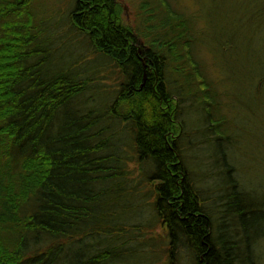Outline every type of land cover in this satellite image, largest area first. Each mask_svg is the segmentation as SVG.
Instances as JSON below:
<instances>
[{"label":"trees","instance_id":"obj_1","mask_svg":"<svg viewBox=\"0 0 264 264\" xmlns=\"http://www.w3.org/2000/svg\"><path fill=\"white\" fill-rule=\"evenodd\" d=\"M122 10L119 0H75L68 15L112 63L109 85L93 82L78 59L55 58L30 0H0V264H147L155 239L142 251L127 246L128 234L158 223L168 264L180 250L189 264H257L251 248L264 233H245L242 221L257 224L261 205L226 154L205 158H222L206 174L215 197L202 195L182 158L186 108L201 112L209 135L200 144L232 134L224 91L198 56L196 20L166 0H140L132 25ZM140 184L151 215L133 223ZM230 226L234 235L223 237Z\"/></svg>","mask_w":264,"mask_h":264},{"label":"rangeland","instance_id":"obj_2","mask_svg":"<svg viewBox=\"0 0 264 264\" xmlns=\"http://www.w3.org/2000/svg\"><path fill=\"white\" fill-rule=\"evenodd\" d=\"M119 1L123 8L122 16L125 23L132 25L133 8L140 0ZM166 1L175 10L191 16L194 19V26L196 20L197 36L200 40L197 42V46H200L197 54L215 79L216 88L224 91L223 98L226 99L231 116L227 122V128L232 133L228 142L221 141L222 138H214L215 141L200 144L198 141L209 135L205 125H201L203 123L201 112L195 111V105L186 108L181 113V119H184L189 133L186 138L183 137V161L190 171L194 185L201 190L202 195L215 197L216 194L209 191L213 179L206 174L214 168L218 160L222 161V158L215 156L208 160L205 158L210 154H220L222 149L224 155L226 154V163L235 167L233 171L235 177L244 191L249 193L248 199L261 205L256 211V214L261 216L257 224H252V221L247 219L242 221L244 232L260 229L264 233V0ZM30 2L35 8L37 20H41L44 26L48 44L54 47L52 52L55 58L62 55L65 61L78 59L77 67L85 75H90L93 82L103 79L105 84H114L115 69L112 63L102 54L96 53L87 37L72 28L69 23L68 15L74 7L75 0ZM55 64L56 62L53 64L51 62L50 65L54 67ZM187 97L185 105H189L192 100V95ZM217 128L219 127H214L213 130L217 131ZM133 156L129 154L126 157L128 160L126 171L128 178L135 185L139 171ZM137 188L138 192L141 189V196L138 195L134 202L138 217L135 212L131 220L133 223L146 222L151 215V208L147 205L149 199H143L142 195L145 190L144 184L137 185ZM207 204L210 207L211 202L208 201ZM217 215L213 209L214 221ZM216 230L213 228V231ZM222 230L226 231L223 237H232L235 232L231 226ZM128 235L130 239L127 246L144 244L142 251L147 248L146 241L154 238L155 241L150 243H153L158 253L152 255L155 258H151L147 264H168L164 251L168 239L162 223H158L153 230H145L142 234L131 231ZM239 248L242 246H239L238 250ZM180 251L178 264H189L190 260H186L185 251ZM251 254L257 264H264V235L252 245ZM132 255L136 253L131 254V261L132 257L134 258Z\"/></svg>","mask_w":264,"mask_h":264},{"label":"water","instance_id":"obj_3","mask_svg":"<svg viewBox=\"0 0 264 264\" xmlns=\"http://www.w3.org/2000/svg\"><path fill=\"white\" fill-rule=\"evenodd\" d=\"M144 76H145V74H144Z\"/></svg>","mask_w":264,"mask_h":264}]
</instances>
